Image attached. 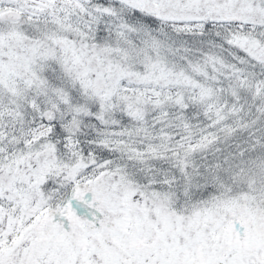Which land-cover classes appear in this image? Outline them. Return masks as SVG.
Here are the masks:
<instances>
[{"label": "snow or ice", "instance_id": "6c2138e0", "mask_svg": "<svg viewBox=\"0 0 264 264\" xmlns=\"http://www.w3.org/2000/svg\"><path fill=\"white\" fill-rule=\"evenodd\" d=\"M0 264H264V0H0Z\"/></svg>", "mask_w": 264, "mask_h": 264}]
</instances>
